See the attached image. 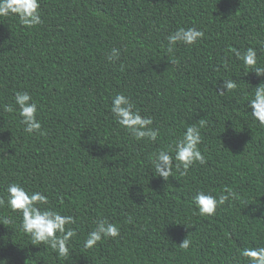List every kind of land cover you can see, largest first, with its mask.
Here are the masks:
<instances>
[{
	"label": "trees",
	"instance_id": "1",
	"mask_svg": "<svg viewBox=\"0 0 264 264\" xmlns=\"http://www.w3.org/2000/svg\"><path fill=\"white\" fill-rule=\"evenodd\" d=\"M0 264H264V0H0Z\"/></svg>",
	"mask_w": 264,
	"mask_h": 264
}]
</instances>
